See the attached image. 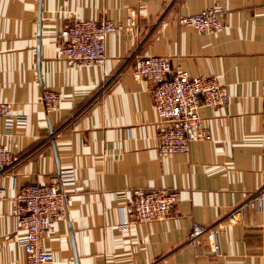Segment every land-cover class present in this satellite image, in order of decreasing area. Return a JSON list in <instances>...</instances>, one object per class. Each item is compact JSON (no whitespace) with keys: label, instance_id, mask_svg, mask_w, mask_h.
<instances>
[{"label":"crops","instance_id":"1","mask_svg":"<svg viewBox=\"0 0 264 264\" xmlns=\"http://www.w3.org/2000/svg\"><path fill=\"white\" fill-rule=\"evenodd\" d=\"M264 0H0V100L25 122L0 142L17 158L0 169V264H25L11 200L25 183H49L73 168L64 218L45 230L47 264H264V198L249 200L235 223L227 216L264 181ZM216 7L223 26L204 33L177 17ZM135 24L105 38L98 64L70 66L58 31L75 17ZM166 56L190 75L212 74L228 100L201 106L209 139L187 152L158 154L163 126L150 81L133 72L140 55ZM45 90L61 95L46 108ZM176 188L164 218L118 227L124 200L113 192ZM129 196V195H128ZM193 222H222L218 251L205 237L187 243Z\"/></svg>","mask_w":264,"mask_h":264},{"label":"built area","instance_id":"2","mask_svg":"<svg viewBox=\"0 0 264 264\" xmlns=\"http://www.w3.org/2000/svg\"><path fill=\"white\" fill-rule=\"evenodd\" d=\"M264 6V3H263ZM177 22L191 25L204 33L219 31L223 22L216 7L180 15ZM135 24L131 15L124 22L110 18L96 20L75 17L59 31L61 39L59 52L73 67H88L100 63L105 58V38L110 33L130 29ZM133 72L150 81L152 105L163 126L157 133V151L163 157L171 152H187L193 139H209V131L202 125L199 107H215L225 103L229 95L223 90L218 79L212 74L190 75L178 64H172L163 55L146 54L137 56ZM61 95L45 90L41 100L46 108L56 107L61 102ZM0 116L6 121V131L12 125L25 122L22 113L13 111L11 104L0 100ZM15 154L0 142V169L13 163ZM73 168L61 169L55 179L49 183H25L20 185L11 200V212L16 217L17 226L24 227L25 233L20 239L25 252V264H47L52 254L44 250L41 244L45 230L66 215L67 192L64 184L73 183ZM116 199L124 200L121 206L123 217L118 223L125 229L129 219L125 216V207L132 206L135 220L148 222L161 219L180 200L176 188L135 187L130 190H116ZM129 195V196H128ZM264 198V181L245 201L236 205L228 213V223H235L249 200L262 201ZM126 205V206H125ZM222 222L203 225L193 222L189 229L187 243L195 245L202 236L206 238L212 251H218V231Z\"/></svg>","mask_w":264,"mask_h":264},{"label":"water","instance_id":"3","mask_svg":"<svg viewBox=\"0 0 264 264\" xmlns=\"http://www.w3.org/2000/svg\"><path fill=\"white\" fill-rule=\"evenodd\" d=\"M133 208V207H132Z\"/></svg>","mask_w":264,"mask_h":264}]
</instances>
